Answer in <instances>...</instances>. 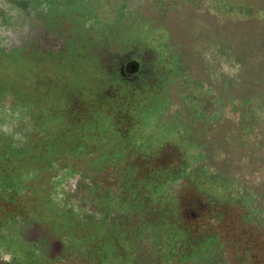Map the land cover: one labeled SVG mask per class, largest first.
I'll return each instance as SVG.
<instances>
[{
  "label": "rangeland",
  "instance_id": "374dc122",
  "mask_svg": "<svg viewBox=\"0 0 264 264\" xmlns=\"http://www.w3.org/2000/svg\"><path fill=\"white\" fill-rule=\"evenodd\" d=\"M219 1L230 4L246 3L258 9L264 8V0H0L2 5H0V45L3 43L0 48L7 51L12 44L15 45L14 47L21 48L22 35L20 34L23 26H27L31 32L43 35L40 40L32 35L25 37L30 44L26 47L31 52L26 55L30 56L22 55L20 52L0 56V69L3 65L10 67L7 73L0 71V87L2 82L11 84L15 81L16 85L19 82L16 89L24 84L26 91L22 99H31L35 105L33 104L34 106L27 111L18 106L14 109L15 114L27 118L32 116L33 119H28L30 120L28 124L33 121L36 126L41 122L44 124L41 128L43 132H41V129L38 131L33 124L22 127L12 119L8 120L3 117L0 127L13 126L15 128L14 136L17 141L20 140L19 147L28 146L26 144L28 143L31 144V148L36 149L35 152L38 154L43 153L41 150H47L46 157L41 160V163L30 167L29 176L32 184L37 183V185L38 180L42 179L45 182V178L48 177L49 183L46 185V190L51 191L49 197L47 196L50 201H55L57 196L54 184L60 170L64 168L65 171L66 167L71 165L70 163L90 166L95 160L97 150L103 152L112 148L110 146L112 141L105 142L106 139L101 140L96 134L99 130L112 129L108 131L113 132L112 139L115 140V147L121 150V146L127 142L131 145L137 141L147 143L152 140L154 133L166 132L161 130L168 127L169 130L180 132L182 138L189 136L192 140L193 130L191 128L192 126L197 128L201 140L196 138L197 140L192 142L199 143L200 141L204 145L203 149L207 153L203 155L206 172L200 168V165H193L188 169L187 174L184 172L185 167L173 169L168 166L152 167L153 169L150 168L146 172L139 166V169L135 167L137 170L130 173L131 163L128 161L127 165L124 164L127 168L123 179H126L128 184L133 182L131 185L133 189H136V185L138 191L139 187H142L141 189L146 192L145 194L153 202L155 209L162 213H165L164 206H171V199H155L149 180L156 184L163 178L165 181L171 177L179 178L182 183L175 190L177 197L182 196L184 192L187 196L191 188L186 185L189 180L203 187L213 197L196 194L189 198V202L193 203L194 199L201 201L204 198L211 201L215 209L219 208L225 212L227 208H231L227 211L233 215L232 220H223V223H233L234 228L244 234L250 231V243L233 240L234 231L224 236L227 241L220 240L225 259L231 260L232 264H237L238 259L235 254L237 252L242 254L243 249L250 244V252L253 255V257L250 255L252 257L250 264H264V18H257L262 13L260 11L257 13L256 8H252V14L245 17L240 16L242 19H234V15H239L219 10L214 5ZM43 30L46 32L44 33ZM52 39L55 40L53 43L55 54L46 50L45 47L42 48ZM250 40L256 42L250 44ZM143 47L153 48L158 54L156 64L158 62L166 64L168 62L165 60L168 57L167 52L172 50V60L168 66L176 68L180 65L178 62L184 61L185 65L190 67V73L197 76L195 79L210 83L220 94V115L224 111L223 116L207 124L200 121L198 125H190L192 115L190 111L204 104L197 100L180 101L179 99L188 98L186 90L189 92L190 89L194 92L193 84H188L189 78L183 79L185 90L181 88L180 81L171 73L166 74L161 84L162 86L169 83L164 91L165 95H169V99L167 107L162 109L163 113L160 114L158 105L161 96L158 89L152 90L150 87H145L144 92H137L121 83L115 73L102 71L101 63L96 60L97 55L102 60L105 57L118 59L117 57L124 51L136 52L137 49ZM164 52L167 54H163ZM190 73L188 71L191 76ZM110 82L116 85L117 98L102 97L101 100L91 102L89 109L84 108V104L89 105L93 98L100 96L97 95L100 94V88ZM83 84L88 86H85V90L78 95V101L75 90H79ZM110 88L113 89V86ZM48 96L50 97L47 98ZM257 97H260L263 102L254 103ZM48 99H52L50 103L47 102ZM232 100H238V103H229ZM9 103L10 99L7 105ZM251 105L260 110V117L255 128L247 130L242 118L238 116L248 115L246 110ZM64 106L68 112H74L77 116L68 118V120ZM107 109L112 113L116 111L117 115L123 116L124 119L120 116L119 121L114 119L112 114L107 113ZM133 109L147 112L150 120L147 119V121L151 123V127L143 126L141 124L143 122L139 121L145 120H140L139 116L133 113ZM126 122L133 124L128 126ZM127 130L129 138L125 140L121 135ZM93 132L96 140L89 134ZM78 148L80 149L78 152L73 150ZM12 149L16 152L15 148L12 147ZM84 149L89 150L84 152ZM49 151L54 153L52 157H48ZM129 151V149L125 150L127 160L130 159ZM194 151L200 152V148L197 147ZM158 155L157 164L166 165L171 155L173 157L177 155V151L167 146ZM32 156L31 153L26 155L20 163L31 162ZM104 156L103 152L102 157ZM36 158L38 159V156ZM17 163V161H11L9 164L16 165ZM47 163L50 164L47 166ZM49 166L57 169L52 172L47 171ZM7 167L8 163L0 166V178L3 180L7 179L5 174H12V170L10 171ZM196 170L201 173L196 174ZM150 172L151 174L147 175ZM81 173L90 176L86 170ZM106 173L107 171L101 172L100 178L104 179L107 176ZM133 175H137L136 181L131 180ZM206 177L208 180H205ZM75 180L76 178H71L67 181L65 189H71L75 185ZM1 184H6V181H1ZM120 188V185L116 186V193L125 194ZM250 188L256 191L258 197L248 200V204L253 210L262 211V220L253 219L247 223L241 220L242 199ZM101 189L104 192L105 186ZM145 194H142V199L145 198ZM229 194L231 195L228 196ZM142 199L138 198L136 202L128 201V203L131 206L136 205L138 208H143L142 222L148 224L146 230H150L152 234L161 239H167L169 235L176 236L180 229L176 220H168L167 231L159 229V232H156L154 230L159 225L153 224L152 207ZM41 203L45 208L47 203L44 200ZM77 203L71 195L66 201L68 209L74 208ZM173 206L176 205L173 203ZM210 206L208 204V207ZM82 216L79 215V219ZM111 221L108 226H103L106 233L96 229V233L93 234L91 226H84L81 221L74 219L68 221L65 231L69 235L88 242L95 238L99 239L98 243L111 246L115 240H112V234L108 233L111 230L118 231L117 226H114ZM54 223L58 224V221L55 220ZM186 228L183 227L182 230L185 236H190L187 239H196L194 238L196 237L195 232L191 233ZM56 230V233L53 230V236L60 233L58 232L60 228ZM129 231L119 232L117 237L122 238L125 243H132L134 254L144 256L148 254L144 251L147 246L144 242L147 233L144 232L143 235L138 236L137 232L136 234L131 233L132 229ZM213 231L219 235L218 229ZM196 246L197 251H203L204 248L200 242ZM160 252L159 247L151 254L156 256ZM178 255H180L179 252ZM178 255L176 260L179 259ZM213 255H217V252L208 251L201 256L210 260L214 257ZM189 256L193 257L192 254ZM192 262L190 260V264ZM204 262L210 264L205 260L200 264ZM173 264H179V262Z\"/></svg>",
  "mask_w": 264,
  "mask_h": 264
},
{
  "label": "flooded vegetation",
  "instance_id": "af4514ba",
  "mask_svg": "<svg viewBox=\"0 0 264 264\" xmlns=\"http://www.w3.org/2000/svg\"><path fill=\"white\" fill-rule=\"evenodd\" d=\"M214 5L218 7L219 10L238 14L239 16L234 15V19H242L240 16L245 17L252 14V8H256L257 13L259 11L262 13L260 17H255L259 19L264 18V8L258 9L250 4H230L219 1ZM254 15L255 14H253V16ZM246 18L248 19L249 17ZM43 31L44 33L46 32V30ZM20 35H22L20 38L22 40V47L17 48L12 44L11 48L7 51L0 48V56H4L11 52H20L22 55L31 54L28 47H26V45L30 44L25 40V37H30L32 35L33 37H38L39 40L43 38V35L37 34L34 31L31 32L27 26L22 27ZM54 41L55 40L52 39L48 45L45 44L42 48L45 47L46 50L55 54ZM17 42H19V40H17ZM255 42L256 41L250 40V44ZM23 44L25 46H23ZM2 45L3 43L0 46L2 47ZM132 52L124 51L117 57L118 59H108L105 57V59L102 60L100 56L97 55L96 60L101 63L100 68H102V71H106L110 74L115 73L117 79H119L121 83L135 89L137 92H144L145 87H150L152 90L158 89L161 96L158 105V111H160V114L163 113L162 109L167 107L166 105L169 99V95L164 94L169 83L162 86L161 84L166 78V74L171 73L180 81L181 88H185L183 79L187 80L189 78L188 84H193L192 87L194 88V92H191L190 89L188 92L185 88V93L189 96L185 99H179L180 101L193 102L194 100H197L204 104L196 110L190 111L192 114L190 117V125H198L200 121L207 124V122L217 120L223 116L224 111L220 115V94L215 91L210 83H207L205 80L195 79L197 76L190 73V67L188 65L186 66L184 61L178 62L180 65L176 68L168 66L169 62L172 60V50H168L167 52L168 57H166L165 60L168 62L166 64L159 62L156 64L158 61V54L154 52L153 48L143 47L137 49L136 52ZM165 53L166 52L163 54ZM3 66L0 69L1 72L7 73L10 71L8 65ZM188 71L194 79L188 74ZM3 83L4 82L1 83L2 86L0 87V125L2 123V118L4 117L8 120L12 119V121L21 124L22 127H27L33 124V126L39 131L44 125L42 122L38 123V126H36L34 121L28 124V122H30L28 119H33L32 116L27 118L20 114H15L14 109L18 108V106L27 111L30 107L35 105L31 99H22L23 96H25V85L23 84L19 89H16L19 82L17 85L15 84L17 83L15 81L11 82V84ZM85 86L88 85L83 84L79 90H75L77 100L81 91L85 90ZM111 86H113V89L110 88ZM115 86L116 85L111 82L107 83L103 88H100V94H97L100 96L93 98L89 102V105L83 103L84 108L89 109L91 102L101 100L102 97H116L118 94L115 91ZM184 96H186V94ZM49 97L50 96L47 98ZM257 98L258 99L253 101L254 103L263 102L260 100V97ZM9 99L10 103L7 105ZM51 100L52 99H48L47 102L50 103ZM232 102L238 103V100H232L229 103ZM253 110L255 112H253ZM64 112L67 119L77 116L74 112H68L65 106ZM259 112V109L254 105H251L250 108L246 110L248 115L244 117H242V115L238 116L239 118H242L247 130L255 128L257 120L260 117ZM107 113L112 114L114 119L118 121L120 118L124 119L121 115H119V118L116 111L112 113L111 110L109 111V109H107ZM133 113L138 115L140 120L144 119L146 121H139L143 122L141 123L143 126L151 127V123L147 121V119L149 120L147 112L133 109ZM128 122H126L128 126L133 124ZM112 124H110V126H112ZM14 129L13 126H10L9 128L0 127V166L8 163L7 168H10V171L12 170V174H5L7 179L3 180L0 178V264H173L176 262H179V264H190V260L193 261L192 264H200L203 260L210 264H232L231 260L225 259L222 239L225 241L227 240L224 236L226 237L234 231L235 235L233 240L250 243V231L244 234L234 228L233 223H223V220H232L231 217L233 215L227 211L231 208H227L225 212L219 208L215 209L214 205L211 204V201L209 202L204 198L201 201H195L194 199L193 203L189 202V198H192V196L196 194H201L202 196L206 194L207 196L213 197L212 194L206 192V189L204 190L203 187L197 186L191 180L186 183L187 186L191 187L187 196L184 195L186 194L184 192L182 196L179 197L175 194V190L178 189L180 183H182L179 178L171 177L170 180H161L156 184H154L152 180H149L151 183V191L153 192L155 199H171V206H164L165 213H162L155 209L153 202L148 199L149 197H147L145 194L146 192L142 190V187V189L139 187V191L137 185L135 186L136 189H133V187H131L133 182H129L130 184H128L127 180L123 179L125 178L126 174L124 173L127 168L124 164L127 165L128 161L131 163L129 168L130 173L137 170L135 167H138L139 169V166L141 170H144L145 172L152 167L162 168L168 166L172 168L185 167L184 172L187 174L189 172L188 169L192 168L193 165H200V168H203L206 172L205 164L203 163L205 157H203V155H206L207 153L204 151V145L201 144L200 141L199 143L192 142L193 140H197L196 138L201 140L198 129L193 128V126L191 128V130H193L192 140H190L191 137L189 136L182 138L180 132L169 130L168 127L161 130L166 132L154 133L152 140L147 143L137 141L135 144L131 145L127 142L121 146V150H117L115 147V140L112 139L113 132L108 131L110 128H104V130H99V132L97 131L98 133L96 134L99 135L101 140L106 139L105 142L112 141L110 143L112 148L103 151L105 155L104 157H102L103 152L97 150V153L94 156L95 160L90 166L85 167L79 164L73 165L69 161L71 165L67 166L65 171L64 168L60 170L61 172L56 178L57 180L54 185L56 187L55 190H57V196L55 201H50L48 199L51 193L50 189L46 190V185L49 183L47 180L48 177L45 178V182H43L42 179L38 180L37 182H39V184L37 185V183L32 184V180L29 176L31 171L30 167H32L33 164H40L41 160L46 157L47 150H41L43 153L38 154L35 152L36 149L31 148V144L26 142L25 143L28 146L23 145L22 147H19L20 140H16ZM195 131H197V133H195ZM41 132H43V129H41ZM89 134L96 140L94 132ZM121 137L128 140V130L125 131ZM167 146L175 149L177 155L174 157L171 155L166 165L157 164L158 154L163 152V149ZM12 147L15 148L16 152H14L13 149L11 150ZM197 147L200 148V152L194 151ZM127 149L130 150L129 160H127L125 153V150ZM73 150L77 152L80 151L79 148ZM87 150L89 149H84V152H87ZM30 153L33 154L31 162L26 161L20 163L23 162L25 156ZM53 154V152L49 151L48 157H52ZM37 156L38 159L36 158ZM11 161H17L18 163L16 165H10L9 163ZM50 163H47L46 165L48 166ZM56 169L57 168L55 167L49 166L47 171L52 172ZM83 170H86L90 176L82 175L81 171ZM104 171H107V176H105L104 179H101L99 174ZM198 173L201 172L196 170V174ZM71 178H76L75 185H73L71 189L66 190L65 188L67 185L65 183ZM136 178L137 175H133L131 180L133 179V181H136ZM184 178L189 179L188 177ZM205 180H208V178L206 177ZM1 181H6V184H1ZM31 184L32 186H30ZM117 185H120L122 191L124 190V197L122 194L120 195L116 193ZM102 186H105L104 192H102ZM142 194H145L144 199L141 198ZM70 195L78 202L72 209H68L66 205V201L69 200ZM230 195L231 194L228 196ZM257 197L258 194L252 188H250V191H248L247 194L243 195V212L241 213V220H243V222L250 223V220L262 219V211L253 210L248 204V200L256 199ZM138 198L142 199L143 202L152 207L151 210L154 213L153 224L159 225H157V229L156 227L154 228L156 232H159V229L167 231L168 229L166 227L169 223L168 220L171 219L176 220L177 224L180 226V229L177 231L178 234L176 236L169 235L167 236V239H161L158 238L157 235L152 234L150 230H146L148 224L142 222V219H144L142 216V214H144V212H142L143 208H138L136 205H132L135 207L133 208L128 203V201L136 202V199L138 200ZM42 200L47 203L45 208L41 203ZM173 203L176 205L175 207L173 206ZM167 204H169L168 201ZM208 204L211 206L208 207ZM79 215H83L81 219H79ZM71 219L81 221L84 226H91L93 234L96 233V229H98L99 232L106 233L107 231L103 229V226H108L109 221L111 220L114 221H111V223H113L114 226H117L118 231L111 230L108 234H112L113 237L111 238L112 240H115V242L112 243L111 247L98 243L99 239L96 240L95 238H92L93 241L88 242L82 238L69 235L65 231V227ZM55 220L58 221V224L54 223ZM140 220L141 222H139ZM129 225L131 226L128 227ZM183 227H187L186 229L191 233L192 231L195 232L196 237L194 238L196 239L188 240L187 237L190 238V236H185L182 230ZM56 228H60L58 231L60 233L57 234V236H53L52 232L54 233L53 230H55L56 233ZM131 229V233L136 234L137 232L138 236L143 235L144 232L147 233L144 238V242L147 246L145 247L146 249L143 250L148 254L145 256L142 254H134V249L131 247L132 243H130L131 245L125 243L122 238L117 237L119 232L122 233V231L125 232L126 230L129 231ZM216 229H218L217 232L219 235L213 231ZM187 235L191 234L187 233ZM199 242L202 244V248H204L203 251H197L196 245L199 244ZM133 245L135 244L133 243ZM159 247L161 252L156 256H152L151 253L155 252ZM114 248H117L118 251ZM208 251H216L217 255H213L214 257L212 259L207 260L205 256L201 255ZM178 252L180 255H178ZM240 253L241 252H237L235 254L238 259L237 264H250V260L253 257L250 252V244L243 249L242 254ZM189 254H192L193 257H190ZM177 255L179 256L178 260L175 259ZM198 256H200L199 259L197 258Z\"/></svg>",
  "mask_w": 264,
  "mask_h": 264
},
{
  "label": "trees",
  "instance_id": "16d2710c",
  "mask_svg": "<svg viewBox=\"0 0 264 264\" xmlns=\"http://www.w3.org/2000/svg\"><path fill=\"white\" fill-rule=\"evenodd\" d=\"M169 168H172V167H169ZM173 169H175V168H173ZM151 174V172L150 173H148L147 175H150ZM161 180H164V178L163 179H160V180H158V181H161ZM170 180V179H169ZM167 181V180H166ZM150 183V182H149ZM151 184V183H150ZM151 186V185H150ZM151 195V194H150ZM176 197V196H175ZM262 220V219H261ZM146 233V232H145ZM87 241V240H86ZM92 241H93V239H92Z\"/></svg>",
  "mask_w": 264,
  "mask_h": 264
}]
</instances>
